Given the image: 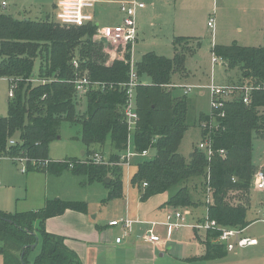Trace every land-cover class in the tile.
I'll list each match as a JSON object with an SVG mask.
<instances>
[{
  "label": "trees",
  "instance_id": "obj_1",
  "mask_svg": "<svg viewBox=\"0 0 264 264\" xmlns=\"http://www.w3.org/2000/svg\"><path fill=\"white\" fill-rule=\"evenodd\" d=\"M96 28L95 24L63 26L50 17L34 20L0 12V78L13 87L7 113L0 116V154L24 159L26 171L57 174L69 169L73 174L86 176L89 182L109 178L107 199L112 200L123 194L120 164L129 136L123 116L126 101L123 84L128 81L130 55L122 45L97 41ZM192 40L175 37L173 58L148 52L135 66L139 79L135 88L138 118L131 145L135 153L153 150L154 155L137 162L130 185L141 201L174 190L165 205L182 210L194 207L188 186L198 182L206 189V198L207 195L210 198V202L204 201L206 217L220 227L244 230L249 226L246 215L251 182L257 170L253 140L254 136L260 139L264 136V46L244 47L234 43L212 47L210 53L223 60L227 70L237 71L231 83L251 88L249 103L242 102L239 92L231 99H219V106L209 114H200L198 123L208 119L214 122L210 132L212 153L195 150L191 157H184L178 150L188 127V103L169 86L174 75L179 79L186 75L185 58L192 51L185 45ZM81 77L103 87L79 96L73 82ZM81 101L85 109L79 115L77 105ZM63 122L80 125L85 157L99 153L104 158L107 154L106 162L49 160L48 146L58 137ZM10 140L15 141L14 146L8 145ZM67 210L84 213L85 206L52 200L46 201L41 210L0 213V255L4 264H77L76 254L63 239L44 229L47 219ZM204 233L207 237L219 235L217 231ZM202 243L203 260L226 255L223 244ZM37 247L39 253L33 256Z\"/></svg>",
  "mask_w": 264,
  "mask_h": 264
},
{
  "label": "rangeland",
  "instance_id": "obj_2",
  "mask_svg": "<svg viewBox=\"0 0 264 264\" xmlns=\"http://www.w3.org/2000/svg\"><path fill=\"white\" fill-rule=\"evenodd\" d=\"M15 1V5L10 3L11 6L2 7L3 9L0 5V12L11 15L14 7L17 14V10L21 7H30L35 2H40L45 4L44 9L40 11L43 16L33 17L34 14L31 13L27 18L45 20L47 16L43 14V11L51 8V4L47 3L50 2L49 0ZM136 1L143 2L146 6L150 3V0ZM14 14H12L13 17H23ZM209 19L214 21V30L207 27ZM175 37H187L193 40L185 45L192 51V54H188L185 58L186 75L180 79L174 75L172 84L199 88L184 96L187 99L189 110L186 119L188 127L178 151L182 156L188 157L195 150L200 152L198 145L203 140L202 134L208 136L214 126L211 119L201 123L197 122L200 114L207 115L211 110L212 96L206 87L211 82L215 86H236L232 83L235 81L237 71L227 70L224 61L218 57L217 63L212 66L210 50L214 45L224 46L234 43L244 47L264 46V0L245 4H240L235 0H173L161 5L155 12L148 14L141 23L138 40L132 46L133 67L135 68L142 55L148 52H154L167 59L173 58L172 42ZM36 63L35 69H38V61ZM9 89L8 80L0 78V116H5L7 113ZM174 94L182 96V89H174ZM84 106L85 103L82 101L77 105L79 115L84 112ZM80 135L81 127L78 123L63 122L59 129L58 139L53 140L48 146V159L55 163H62L66 160H90L91 154L86 157L82 155L86 148ZM254 137L253 159L256 164L262 161L264 167V136L261 139ZM153 155L152 150L145 158H133L128 167L121 166L123 194L120 199L112 200L107 199L108 188L103 181L89 182L86 176L73 174L69 169H62L57 174L34 169L22 172L19 162L2 158L0 162L2 184L0 213L15 214L37 211L44 207L46 201L60 200L84 205V213L93 223L101 222L104 215H106L105 220H109L112 216L117 217L121 214L126 198L129 199L130 204L138 199L137 191L130 185V178L137 169L136 163L142 159H150ZM104 158L105 160L108 158L107 154ZM261 169L264 171V168ZM188 187L194 207L182 210L189 211L188 213H192V216L196 214L203 216L204 219L206 189L198 182ZM250 188V204L246 215L249 226L244 229L242 236L248 234L257 239L260 243L259 254L264 259V223L257 221L264 209V189H256L252 182ZM173 191L161 194L149 201L161 204L169 198ZM189 234L191 233L188 230H180L177 238L186 240L185 237ZM201 238V241L217 242L214 236L207 237L206 233H203ZM7 246L6 249H8ZM38 253L39 248L32 255L35 256ZM32 255L31 258H33Z\"/></svg>",
  "mask_w": 264,
  "mask_h": 264
},
{
  "label": "crops",
  "instance_id": "obj_3",
  "mask_svg": "<svg viewBox=\"0 0 264 264\" xmlns=\"http://www.w3.org/2000/svg\"><path fill=\"white\" fill-rule=\"evenodd\" d=\"M2 1L6 2V7L11 6L13 3L15 5L16 3L15 0H0V5ZM49 1L47 3L51 4V8L45 9L43 14H46L47 18L50 17L53 20L55 5L58 0ZM130 1L136 0H97L94 8L96 25L107 26L119 24L122 19L119 4ZM171 1L173 0H150L148 6L145 5L144 8L136 10V23L138 26L136 41L141 31V23L146 16L155 12L161 5L167 2L170 3ZM235 1H238L240 4H245L257 2L258 0ZM44 7L45 4L35 2L30 7L17 8V14L13 7L11 15L15 13L23 17H30L29 14L33 13V17H38L42 15L40 11ZM262 163V161L259 164L255 162L257 169L264 168ZM156 197H159V195L141 201L138 193V199L133 200L131 204L129 203V199L126 198L121 214H118L117 217L112 216L109 220H105L106 215H104L103 220L99 223H93L85 213L67 210L60 216L47 219L44 224V229L47 233L63 239L67 248L76 254L78 258L77 264H264V259L259 254L260 243L258 241L255 246L235 248L231 252L226 251V255L221 259L203 260L202 257L205 253V247L202 243L204 241H201V235H203L204 231L191 228V225L202 222L203 216L198 214L192 216V213L185 216L187 226L173 231L165 246L143 244L139 241L138 237L149 227L147 222H163L168 211L176 210L165 205L167 200L161 204L149 201ZM123 217L141 221L142 223L135 224L133 232L124 237L120 243H116L115 239L122 235V230L120 227H110L109 222ZM149 218H153L154 220H146ZM259 219L257 220L258 222ZM180 230H188L191 234L185 237L186 240L178 239L177 235ZM156 232L161 237L165 236L163 227L158 226ZM242 234H244V230ZM244 236L253 238V236L248 234ZM0 264H4L2 255H0Z\"/></svg>",
  "mask_w": 264,
  "mask_h": 264
},
{
  "label": "built area",
  "instance_id": "obj_4",
  "mask_svg": "<svg viewBox=\"0 0 264 264\" xmlns=\"http://www.w3.org/2000/svg\"><path fill=\"white\" fill-rule=\"evenodd\" d=\"M97 0H58L55 5V13L53 21L59 25L71 26V27H83L90 24H95L94 8ZM1 7H6V2H1ZM145 7L144 3H139L137 1L123 2L119 4V11L122 15L121 22L117 25H107L99 26L96 25V32L94 38L103 43L104 45H122L128 51L129 58V70H128V81L123 84L124 92L126 96V101L123 107V116L125 124L129 131L127 149L122 155L121 160L123 161L120 166L128 167L130 161L134 158H145L148 152H142L140 154L135 153L132 145L131 138L134 131V127L137 121V113L135 107V88L138 85V77L136 75V70L132 65V46L135 44L137 39V23H136V10ZM207 27L214 30V21L209 19L207 22ZM73 66L76 67V61H73ZM217 63V58L212 54L211 64L212 66ZM43 82V81H42ZM74 90L77 95L83 96L90 89H99L103 85L98 82H91L86 77L76 78L73 82ZM172 89H182L183 96H187L194 89H199L193 86H176L170 85ZM206 89L210 92L212 96L211 109L217 108L219 106L218 100L231 99L235 93H241V100L244 104L249 103L248 93L251 88L248 86L238 87V86H215L212 82ZM13 97V87L9 89L8 99ZM210 134L205 136L202 142L198 145V150L206 152L207 155H211L212 149L210 145ZM9 146H14L15 141L10 140ZM223 154V151H220ZM2 158H8L12 161L19 162L22 167V172H25L27 166L24 159L20 157H11L6 154H0V160ZM90 160L95 164H104L106 160L101 157L99 153H94L90 156ZM72 167V165H69ZM252 183L254 187L258 190L264 189V171L258 168L252 178ZM1 186V181H0ZM143 187L146 184L142 185ZM210 202V198L207 195L206 203ZM187 210H170L166 213L163 222H147L148 228L144 230L139 235V241L146 245H163L169 241L173 231L187 226L185 223V216L188 215ZM259 222L264 223V210L262 211V216ZM142 223L141 221H136L129 219L128 217H123L117 220L109 222L110 227H120L122 230V235L115 239L116 243H120L121 240L130 235L133 232L135 224ZM163 227L165 230V236L161 237L157 232V227ZM191 228L200 231H217L219 232L216 238L218 243L224 245L227 252L233 251L235 248H245L248 246L257 245V239L242 236L243 230L223 228L216 224L215 221L209 220L206 216L202 222L191 225Z\"/></svg>",
  "mask_w": 264,
  "mask_h": 264
},
{
  "label": "water",
  "instance_id": "obj_5",
  "mask_svg": "<svg viewBox=\"0 0 264 264\" xmlns=\"http://www.w3.org/2000/svg\"><path fill=\"white\" fill-rule=\"evenodd\" d=\"M57 139H58V138H57ZM82 155H84L83 152H82ZM189 157H191V154L189 155ZM103 183H104L105 185L109 184V183H110V179H109V178H105V179L103 180ZM35 246H36V243L32 246V248L35 247Z\"/></svg>",
  "mask_w": 264,
  "mask_h": 264
}]
</instances>
